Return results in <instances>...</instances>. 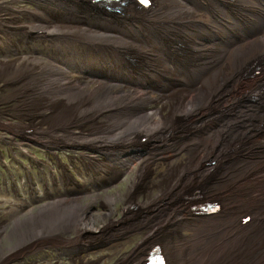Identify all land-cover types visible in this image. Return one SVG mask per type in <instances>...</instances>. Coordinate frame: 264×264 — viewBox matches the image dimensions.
I'll list each match as a JSON object with an SVG mask.
<instances>
[{
    "label": "bare ground",
    "instance_id": "obj_1",
    "mask_svg": "<svg viewBox=\"0 0 264 264\" xmlns=\"http://www.w3.org/2000/svg\"><path fill=\"white\" fill-rule=\"evenodd\" d=\"M43 1L52 8L40 16L34 11H13L34 20L20 32L27 38L52 37L62 44L68 41L85 46L77 54L76 66L86 67L87 83L98 86L95 91H86L75 85V80L45 84L52 76L57 77L51 73L52 67L30 56L0 60V83L21 88L17 94L23 98L20 108L25 115L52 126L31 121L35 126L17 128L16 136L23 144L40 143L47 148L55 144L54 132L79 126L84 133L87 127L92 148L122 154L166 146L175 131L182 129L185 144L181 149L188 151L189 163L169 170L163 191L149 199L144 208L151 213L141 218L142 223L126 226L116 221L117 228L125 227L127 234L150 226L146 238L132 250V264H146L151 250L162 242L171 264H187L177 256L166 235L157 233L161 224L165 222L162 227L166 229L175 220V212L183 208L200 222L194 236L199 252L192 253L199 260L197 264H210L202 261L208 252L213 253L211 260L217 264H257L258 254L264 252V96L255 100L254 94H264V71L257 77L253 71L254 64L264 62V0H151L148 8L138 0H123V5L108 7L96 0ZM6 23L10 32L18 28L12 19ZM114 40L140 47L113 45ZM166 79L171 88L163 94H180L179 98L174 101L172 96H164L150 114L146 113L149 94L122 103L110 91L112 86L124 85L146 89L152 83L162 87ZM174 82H179L185 92ZM170 101L176 104L168 126L165 111ZM109 105L113 110H108ZM236 110L238 118L228 120ZM109 113L114 115L98 121ZM137 163V175L143 178L150 172V158L138 159ZM110 178L102 182L103 186L111 184ZM208 199L221 201L219 213L193 211ZM89 208L86 202L55 201L35 214L30 212L27 220L15 218L9 235L17 241L16 248L34 244L40 249L69 244L60 238L72 232L85 251L92 244L110 240L105 224H98L87 214L80 218L82 228L76 225L81 211ZM246 216L251 217L247 223Z\"/></svg>",
    "mask_w": 264,
    "mask_h": 264
},
{
    "label": "rangeland",
    "instance_id": "obj_2",
    "mask_svg": "<svg viewBox=\"0 0 264 264\" xmlns=\"http://www.w3.org/2000/svg\"><path fill=\"white\" fill-rule=\"evenodd\" d=\"M14 1L0 0V60L30 56L35 62L38 61L45 67H52L51 73L56 74L57 77L52 76L51 82H44L45 84L75 80V85L77 83L84 90L95 91L98 84H89L84 78L87 72L86 67L81 64L80 67L76 66L77 54L82 53L85 46L68 41L62 44L55 41L59 38L52 37L27 38L22 31L20 32L21 29L28 28L27 24L34 20L30 15L12 14L13 11L23 10L29 13L34 11L38 16L43 10L46 12L52 8L49 2L43 0ZM9 19L17 22L18 28L14 32H10V26L6 23ZM111 43L117 46H139L127 41L114 40ZM37 82L43 83L40 80ZM150 84V87L146 89H139L133 85L112 86L110 91L122 103L136 95L149 94L147 114H150V109L161 105L164 96H172L174 101L179 98L180 94H163L166 89L171 88L167 79L161 82L162 87L158 84ZM174 84H177V89L183 90L179 82H174ZM20 90L21 88L17 85L6 86L0 83V264H121L123 260H128L132 250L146 238L144 234L145 231H150V226L147 230H134L127 234L125 227L117 228L116 221L126 226L142 223L141 218L151 213V209L148 212L144 210V207L163 191L169 170L173 167H178L179 170L189 163L188 151L181 149L185 144L182 129L175 131L174 137H170L166 146L156 145L147 150L139 149L122 154L92 148L91 137L87 136V127L82 133L79 126L54 132L56 134L55 144L47 148L42 147L40 143L27 145L16 136L18 135L15 132L17 128L35 126L31 121H39L52 126L41 118L30 117L27 112L28 115H25V111L20 108L23 98L17 94ZM128 91L132 93L123 94ZM63 95L68 96V94ZM87 95L73 94L75 97ZM254 95L256 100L257 94ZM175 104L170 101L165 111V114L169 115L165 121L168 126H171V110ZM109 106L108 110H113L112 105ZM250 106V104L245 105L246 108H251ZM238 110L234 111V116H230L228 120L238 118ZM110 115L113 116L114 113L105 114L98 121L107 120L102 118ZM128 154L130 155L123 157ZM142 158H150V172L143 178L137 175L140 170L137 160L139 159L140 162ZM250 158L251 154L246 156L245 161L249 162ZM115 176H118L117 179L112 180ZM109 177L111 178L108 182L111 184L103 186L102 182H107ZM55 201H78L89 204L88 211H81L76 225L82 228L84 222L80 221V218L87 214L89 218L93 217L97 220L98 224H105L110 240L105 243L92 244L82 251L78 236L71 232L60 238L69 242L65 246L47 245L38 249L34 244H30V248H26V245L16 248L17 241L9 235L15 218L27 220L30 212L35 214L42 206L53 204ZM97 214L99 219H97ZM108 216L111 217L107 218ZM164 224H161L157 230H161ZM199 225L198 218L195 215L188 216L185 208L175 212V220L166 227L165 232L179 252V258L186 259L187 257L186 260H188L195 254H192L195 252V246L190 240L194 239L197 232L196 227ZM190 226L195 228L194 234ZM140 227L144 226L140 225ZM42 230L47 231V229ZM68 230L66 228V232ZM119 232L122 234L117 236ZM38 240H46V238ZM182 244L185 245V249L181 247ZM160 246L165 251L167 250L165 242H162ZM185 251L190 253L186 254ZM261 253L258 254L257 264L258 262L261 264L264 260V252Z\"/></svg>",
    "mask_w": 264,
    "mask_h": 264
},
{
    "label": "snow or ice",
    "instance_id": "obj_3",
    "mask_svg": "<svg viewBox=\"0 0 264 264\" xmlns=\"http://www.w3.org/2000/svg\"><path fill=\"white\" fill-rule=\"evenodd\" d=\"M144 2H146V0H144Z\"/></svg>",
    "mask_w": 264,
    "mask_h": 264
}]
</instances>
